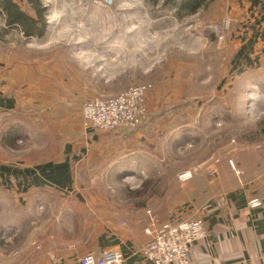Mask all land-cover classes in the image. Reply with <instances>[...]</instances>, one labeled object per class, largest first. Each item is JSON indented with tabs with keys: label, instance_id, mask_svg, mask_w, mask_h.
I'll return each mask as SVG.
<instances>
[{
	"label": "rangeland",
	"instance_id": "374dc122",
	"mask_svg": "<svg viewBox=\"0 0 264 264\" xmlns=\"http://www.w3.org/2000/svg\"><path fill=\"white\" fill-rule=\"evenodd\" d=\"M18 1L24 12L36 15L28 0ZM37 1L47 24L43 38H27L18 26H7L0 4V73L7 76L2 86L17 97L20 127L10 134L5 130L10 119L2 120L8 159L28 156L34 167L67 160V167L85 168L90 162L77 158L88 147L87 130L95 129L85 125L83 105L137 85L148 86L144 123L152 120L162 130L176 125L199 139L194 153L191 146L179 154L172 150L170 158L175 132H160L157 140L170 160L164 177L194 168L199 174L232 141L264 138L257 128L264 124V85L237 81L242 68L229 59L226 39L212 30L222 25L214 19L221 4L208 2L206 10L189 15L180 9L182 0ZM164 177L153 178L146 195L171 187ZM142 180L122 184L136 191L143 189Z\"/></svg>",
	"mask_w": 264,
	"mask_h": 264
},
{
	"label": "crops",
	"instance_id": "0c3cea01",
	"mask_svg": "<svg viewBox=\"0 0 264 264\" xmlns=\"http://www.w3.org/2000/svg\"><path fill=\"white\" fill-rule=\"evenodd\" d=\"M210 2L221 4L216 22L230 23L223 48L242 68L237 81L264 85V0ZM5 80L0 73V264H81L87 254L101 257L112 250L122 253L123 264H151L142 249L150 240L145 230L152 219L158 225L205 222L207 237L191 246L189 264H264V124L257 127L260 143L232 141L230 150L222 151V157L221 151L213 154L203 163L204 172L201 167L184 185L180 174L164 177L162 169L170 160L157 138L161 131L174 130L170 158L172 150L179 154L191 146L194 153L199 139L176 125L162 130L152 120L138 131L89 128L88 147L77 158L90 162L85 168L67 167V160L34 167L28 156L24 161L4 156L2 120L10 119L5 126L10 134L20 128L17 97L3 89ZM102 164H109V170L103 172ZM163 177L171 187L146 195L152 179ZM141 179L145 190L122 184ZM253 198L262 206L250 208Z\"/></svg>",
	"mask_w": 264,
	"mask_h": 264
},
{
	"label": "built area",
	"instance_id": "2783aa9c",
	"mask_svg": "<svg viewBox=\"0 0 264 264\" xmlns=\"http://www.w3.org/2000/svg\"><path fill=\"white\" fill-rule=\"evenodd\" d=\"M230 23L215 25L212 30L223 41ZM148 86H133L122 93L108 97L98 98L86 102L82 107L83 120L86 126L93 127L99 132H113L116 130L133 131L144 124L146 120V98ZM199 170H187L179 175L180 184L191 181ZM250 208L262 206L258 198L249 202ZM150 240L142 249L145 259L151 264H189L191 246L207 237L208 229L203 220L183 221L158 225L152 219L145 230ZM39 249V247H38ZM124 257L121 252L112 250L101 257L87 254L81 258V264H123Z\"/></svg>",
	"mask_w": 264,
	"mask_h": 264
},
{
	"label": "trees",
	"instance_id": "16d2710c",
	"mask_svg": "<svg viewBox=\"0 0 264 264\" xmlns=\"http://www.w3.org/2000/svg\"><path fill=\"white\" fill-rule=\"evenodd\" d=\"M208 1L210 2L211 0H182L179 4L181 10L187 11L189 15H192L207 5ZM28 3L36 11L34 17L24 12L21 6L13 0H0L4 11L5 23L10 27L18 26L23 36L27 38H41L45 35L47 25L44 19V9H42L41 3L37 0H28Z\"/></svg>",
	"mask_w": 264,
	"mask_h": 264
}]
</instances>
